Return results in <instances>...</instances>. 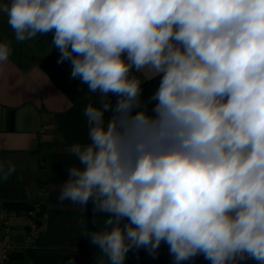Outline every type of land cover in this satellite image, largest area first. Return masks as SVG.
<instances>
[{
	"label": "clouds",
	"instance_id": "clouds-1",
	"mask_svg": "<svg viewBox=\"0 0 264 264\" xmlns=\"http://www.w3.org/2000/svg\"><path fill=\"white\" fill-rule=\"evenodd\" d=\"M0 16L17 42L54 32L99 94L59 200L108 214L85 234L107 264L162 242L175 264H264V0H9ZM11 54L0 41V63ZM143 70L159 77L147 100Z\"/></svg>",
	"mask_w": 264,
	"mask_h": 264
},
{
	"label": "crops",
	"instance_id": "crops-1",
	"mask_svg": "<svg viewBox=\"0 0 264 264\" xmlns=\"http://www.w3.org/2000/svg\"><path fill=\"white\" fill-rule=\"evenodd\" d=\"M9 0H0L6 4ZM54 32L17 42L0 16V41H11L12 54L0 63V164H12L15 171L0 182V209H24L40 205L39 235L28 239L29 219L24 214L10 218L14 250L8 264H107V258L86 233L104 227L107 213L94 212L69 200L60 201L61 184L68 179L67 168L78 164L69 149L73 143L89 142L84 116L86 105H98L99 94L89 93L79 79L71 78L70 61L59 62L53 47ZM142 80L143 98L156 87L146 82L154 74L134 72ZM115 105L118 99L110 95ZM112 112H105V121ZM125 264H175L169 246L162 242L151 252L147 247L128 251ZM181 264H211L197 255ZM237 264H259L252 258Z\"/></svg>",
	"mask_w": 264,
	"mask_h": 264
},
{
	"label": "built area",
	"instance_id": "built-area-1",
	"mask_svg": "<svg viewBox=\"0 0 264 264\" xmlns=\"http://www.w3.org/2000/svg\"><path fill=\"white\" fill-rule=\"evenodd\" d=\"M40 205L34 203L31 206L19 208H2L0 209V264H8L11 253L14 250V242L11 235L10 218L15 214H24L29 219L28 239L39 235L40 223Z\"/></svg>",
	"mask_w": 264,
	"mask_h": 264
},
{
	"label": "trees",
	"instance_id": "trees-1",
	"mask_svg": "<svg viewBox=\"0 0 264 264\" xmlns=\"http://www.w3.org/2000/svg\"><path fill=\"white\" fill-rule=\"evenodd\" d=\"M158 83H159V77H156V76L146 82V84L148 86H153V87H157L158 86ZM148 98L149 97H145L143 99L147 100ZM151 107H152V105H149V110L151 109ZM13 208H20V207L14 206ZM124 222H126V221H124ZM134 248L135 247L131 248L129 251L133 250Z\"/></svg>",
	"mask_w": 264,
	"mask_h": 264
}]
</instances>
